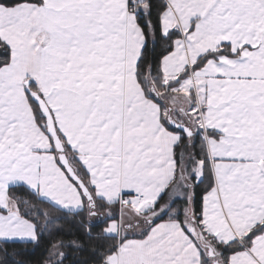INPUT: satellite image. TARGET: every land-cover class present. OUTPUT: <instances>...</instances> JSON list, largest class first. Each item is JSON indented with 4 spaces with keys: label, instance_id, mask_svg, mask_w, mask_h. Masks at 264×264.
<instances>
[{
    "label": "snow or ice",
    "instance_id": "1",
    "mask_svg": "<svg viewBox=\"0 0 264 264\" xmlns=\"http://www.w3.org/2000/svg\"><path fill=\"white\" fill-rule=\"evenodd\" d=\"M69 219L42 264H264V0H0V245Z\"/></svg>",
    "mask_w": 264,
    "mask_h": 264
},
{
    "label": "trees",
    "instance_id": "2",
    "mask_svg": "<svg viewBox=\"0 0 264 264\" xmlns=\"http://www.w3.org/2000/svg\"><path fill=\"white\" fill-rule=\"evenodd\" d=\"M202 188L203 185H201V189ZM201 189L197 190L198 193ZM24 195H27V193H24ZM57 226L62 227L64 231L57 233L53 230L52 235L46 236L42 239L39 245L19 243L13 245H0V264H15V262L18 261H23L24 264H42V261L46 258V250L50 241H54L59 238H73L65 235V233L69 231L75 233L77 236H81V238H84L82 232L78 229V225L74 224L70 219L59 221ZM3 248H7L8 253L15 251L19 253V255H6L2 250ZM88 259L89 255L87 252L78 253L73 250L72 255L69 257L68 261H66V264H80V262L87 261Z\"/></svg>",
    "mask_w": 264,
    "mask_h": 264
}]
</instances>
